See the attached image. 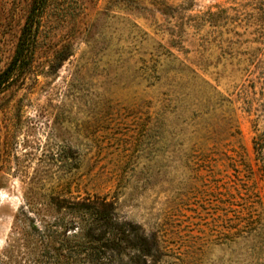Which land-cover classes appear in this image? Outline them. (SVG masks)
<instances>
[{"label":"rangeland","instance_id":"rangeland-1","mask_svg":"<svg viewBox=\"0 0 264 264\" xmlns=\"http://www.w3.org/2000/svg\"><path fill=\"white\" fill-rule=\"evenodd\" d=\"M30 3L0 0V71L14 54ZM259 6L258 0H53L46 38L54 43L39 52V60L64 42L73 45L74 55L58 72L40 74L38 84L33 73L48 70V63L34 67L30 79L14 91V100L22 97L24 108L15 117L22 126L18 157L0 167V262L11 243L13 259L22 261L25 250L16 217L27 181L33 176L52 180L54 169L37 172L49 145L73 148L78 166L69 174L74 196L107 194L122 220L158 235L164 253L160 264H179L184 229L190 225L198 234L192 223L199 219L193 216L203 211L199 205L205 195L213 200L208 192L228 187L235 192L233 180L237 188L245 187L246 172L238 173L237 162L228 158L233 152L224 147L205 166L195 164L193 108L174 112L179 97L174 87H150L143 70L150 37L234 99L241 144L264 194L258 170L264 150L258 153L253 144L264 121L254 122L256 114L244 107L245 98H263L264 60L259 54L264 45L251 44L260 62H251L247 72L239 71L243 66L235 58L249 46L237 39L246 40L260 29ZM161 96L169 99L165 111L158 103ZM206 116L210 130L223 129L221 115ZM214 142L208 140L207 147ZM86 257L83 253V261ZM229 257L228 250L217 248L203 264H231Z\"/></svg>","mask_w":264,"mask_h":264},{"label":"trees","instance_id":"trees-1","mask_svg":"<svg viewBox=\"0 0 264 264\" xmlns=\"http://www.w3.org/2000/svg\"><path fill=\"white\" fill-rule=\"evenodd\" d=\"M258 1V19L261 22L258 33L246 40L238 38L236 41L249 43L244 51L235 53L239 67L243 66L239 70L241 72H247L255 59L260 62L259 56L264 60V49L258 56L256 47L251 45L255 42L264 45V0ZM52 5L53 0H31L14 54L0 71V167L18 157V134L22 126L15 121V117L21 115L24 105L22 97L14 100V91L30 79L34 67L40 69L44 62L48 63V70L41 68L33 73L34 82L38 84L40 74L58 72L64 62L74 55L73 45L64 42L60 48L53 49L51 56L39 60V52L54 43L46 38ZM133 25L140 29L136 23ZM90 39L85 42L92 43ZM149 42L152 43L147 52L149 59L145 60L148 64L143 66L149 86H161L160 83H163L174 87L179 97L175 98L177 102L173 111L178 115H181L178 112L182 109L193 108L194 137L198 140L194 149L195 164L205 166L212 155L224 147L226 152H233V156L228 158L237 162L238 173L246 172V179L241 182L244 188H237V182L233 180L235 192H231L229 187L226 192H208L210 197H214L211 202L204 196V203L209 202L210 206L200 204L203 211L193 216L199 219L192 223L197 227L198 234L192 233L194 228L190 225L185 227L178 263L203 264V259L218 248L228 250L231 264H264V194L258 186V179L253 178L254 168L241 144L234 99L219 91L166 46L152 37ZM166 98H158L164 111L169 102ZM244 103L248 113L256 114L254 122L259 119L264 121V92L261 102L245 98ZM207 113L222 116V130H210ZM256 129L258 133L253 144L255 151L262 153L264 126L262 130ZM208 140L215 141L210 148L207 147ZM72 152L71 147L55 150L49 145L44 149L45 158L41 156L39 164V168H43L37 172L54 169L52 180L33 176L27 181L24 205L16 217L25 259L20 262L13 259L10 248L14 245L11 243L0 264H160L164 253L158 235L147 232L137 223L122 220L116 213L115 201L107 194H95L94 198L90 194L84 197L73 195L69 174L78 166L72 160ZM258 170L259 181H264V162ZM251 180L252 184H249ZM219 187L216 185L215 189ZM83 253L87 255L84 261ZM123 256L128 260L125 261Z\"/></svg>","mask_w":264,"mask_h":264}]
</instances>
